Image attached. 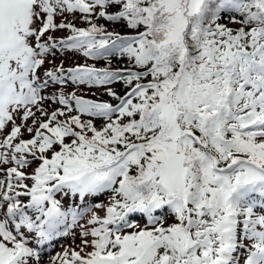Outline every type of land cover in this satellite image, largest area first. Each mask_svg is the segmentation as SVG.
Here are the masks:
<instances>
[{"label": "snow or ice", "instance_id": "snow-or-ice-1", "mask_svg": "<svg viewBox=\"0 0 264 264\" xmlns=\"http://www.w3.org/2000/svg\"><path fill=\"white\" fill-rule=\"evenodd\" d=\"M69 235L47 264H264V0H0V264Z\"/></svg>", "mask_w": 264, "mask_h": 264}, {"label": "rangeland", "instance_id": "rangeland-1", "mask_svg": "<svg viewBox=\"0 0 264 264\" xmlns=\"http://www.w3.org/2000/svg\"><path fill=\"white\" fill-rule=\"evenodd\" d=\"M57 35H59V33H57ZM86 88H88V87L87 86H80V89L86 90ZM72 90H75V89H72ZM91 90L95 93L98 92L95 88H92ZM100 199L103 200V199H106V197H100ZM73 200H75V198H73ZM75 202L78 203V201H75ZM62 203H65V205L67 204L66 201H62ZM64 242H65V244L63 245V247H67L70 244L74 246L75 244L79 243V237L77 236L74 240L73 237L70 235L67 239L64 240ZM62 250H63V248L60 251L56 250L55 252H61ZM55 252L52 254V256H54L56 254ZM47 258H48V256L44 257L45 264H47Z\"/></svg>", "mask_w": 264, "mask_h": 264}]
</instances>
